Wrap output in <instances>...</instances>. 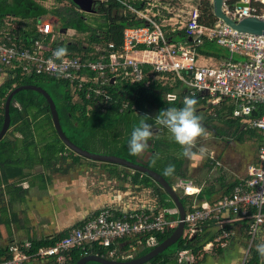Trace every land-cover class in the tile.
I'll use <instances>...</instances> for the list:
<instances>
[{
  "label": "built area",
  "instance_id": "obj_1",
  "mask_svg": "<svg viewBox=\"0 0 264 264\" xmlns=\"http://www.w3.org/2000/svg\"><path fill=\"white\" fill-rule=\"evenodd\" d=\"M115 1L131 20L141 25L127 26L119 47L104 42L81 44L83 50L78 56L67 51L63 60H56L53 53L61 47L62 36L69 30L61 32L58 25L43 18L35 23L12 15L0 18V78L43 76L63 81L74 99L82 97L87 111H105L114 103V90L121 99L119 112L139 114L124 88L144 79L145 86L153 80L178 83L185 97L199 96L208 107L230 102L232 119L238 120L243 129L256 130L261 136L254 161L246 166L230 193L214 205L196 202L202 185L179 178L171 187L194 198L192 210L185 212L182 239H190L205 222L213 220L219 234L202 248L201 253H208L214 247H228L232 234L226 224H243L247 239L239 264H250L251 252L257 244L264 243V36L239 33L220 21L213 27L202 26L197 7L186 12V20L181 22L173 18L177 13L162 7L165 0ZM223 1L225 14L235 21L246 17L264 19V9H257L251 0H241L233 7L226 5L228 0ZM241 2L248 6L238 7ZM135 3L140 4L139 8ZM30 22L37 34L35 38L27 34ZM179 30L184 31L189 42H169L167 34ZM205 40L226 52L220 64H197V49ZM145 66L149 69L144 72ZM177 99V92L164 95L166 102ZM225 213L228 215L224 216ZM167 215H172L167 209L119 211L102 207L52 245L34 249L31 240L11 243L0 264H68L73 250L86 248L96 252L85 253L84 257L128 261L143 249L157 246L158 235L175 229L179 218L173 220ZM194 261L188 250L176 253L177 264ZM257 264H264V259L260 257Z\"/></svg>",
  "mask_w": 264,
  "mask_h": 264
},
{
  "label": "trees",
  "instance_id": "obj_2",
  "mask_svg": "<svg viewBox=\"0 0 264 264\" xmlns=\"http://www.w3.org/2000/svg\"><path fill=\"white\" fill-rule=\"evenodd\" d=\"M57 1L61 2L64 0ZM239 1L241 0H228L226 1V5L228 7H233ZM70 4L71 7L48 10L36 0H0V18L5 15H12L22 20H31L35 23L38 19L51 14L58 22L59 30H73L79 34H86L88 44L104 42L113 43L116 47H119L122 43L123 29L127 26L141 25V22L131 20L129 14L124 13V8L115 0L96 1L95 13L100 15L104 19V22L97 23L95 27H92L87 22L85 13L80 12L72 3ZM251 4L259 10L264 9V5L258 2L251 1ZM134 5L136 8L140 6L139 3H135ZM197 8L199 12L198 22L200 25L213 27L217 23L218 20L213 16L212 5L209 0L203 1ZM27 34L29 37H37V34L31 26ZM167 38L169 42H189L183 30L168 33ZM66 49L68 53L73 56H78L83 50L80 43H69L66 45ZM197 53L205 57H214L218 59L226 57V52L223 49L217 47L213 42L206 40L198 47ZM148 69L149 67L145 66L143 70L145 72ZM145 80L147 79L124 88V92L130 100V103H133L140 111L139 114H134L131 111L119 112V102L121 99L118 98L117 92H114V90H111L114 103L109 105L105 111L101 112L95 109L87 111L86 102L82 100V97L80 99H74L70 94L67 84L63 81H57L43 76L20 77L17 75L16 78L10 75L6 77L3 76L0 79V129L3 123L4 102L8 94L17 86L35 85L42 88L52 99L56 107L61 129L74 145L89 153H91L89 150L90 147L96 144L107 149V142L102 140L101 137L103 134L100 131H107L113 126H119L122 128L123 132L121 131V133L125 134V138L123 139V144L121 142L119 143L123 146L120 150L117 149L119 146L115 147L116 149H111L113 153L116 152L113 155L135 163L136 156L130 155L129 152V141L131 132L134 126H138L142 118L141 116H145L144 114L146 113L151 117L147 123L155 126V117L161 110H166L169 107L180 108L183 106L182 90H178V83L171 86L172 83L170 81L158 82L153 80L145 86ZM169 92L179 93L180 99L178 98L174 102H166L164 100V95ZM194 98L198 100L197 112L199 113L201 110L205 112L212 110V115L207 117V119H212L226 125L231 129L230 135L234 137L236 141L244 142L246 140H252L256 144V147L260 146L262 139L256 130H243L240 122L236 119H232V105L230 102L221 101L219 105L211 108L207 107V104L200 100L199 96H194ZM152 109H155L154 114L151 111ZM9 115V129L0 140V201L4 200V202H6V207L3 211L11 209L14 202V193L17 194V178L24 175V167H30L31 164L38 163L48 168L59 159L60 154L65 152L74 156L76 160L82 158L74 153H70L69 149L59 140L51 122L48 105L40 93L31 90H24L16 93L10 103ZM45 124L49 126V132H46V129H44ZM219 131L220 130H216V133L221 136L223 132ZM17 132L22 135L21 139L17 137ZM36 134L40 138V143H43V146L39 149H36L35 145ZM156 142L158 144L159 141ZM169 165L174 166V172L170 175H165V171H163L160 175L169 185L173 186L177 179L183 177V172L180 169V160L171 157L169 163H167V167ZM135 174L140 175L141 173L135 172ZM144 176L146 179L151 180L147 175ZM146 187H148L147 184ZM176 194L180 198L181 204L186 209V212H190L193 208L194 198L186 196L180 191L176 192ZM205 196L206 193L204 194L203 191L196 197L197 202L206 198ZM155 197L157 199V209H155V211L175 208L167 194L158 185H156ZM167 218L177 220V214L171 216L167 215ZM240 227L243 230V232H241V237L244 242L240 241L239 246H242L244 250L245 240L247 239L246 229L243 224H241ZM225 228L227 230L230 229L227 228V226ZM173 230L174 228L167 230L162 235H158L157 245L168 238ZM217 234H219V232H217L214 221L209 220L204 223L200 231L193 237L190 239L180 238L176 244L169 247L163 253L158 254L146 264H177L176 253L181 250H188L193 254L195 261L192 264H201L205 255V253H201L202 248L207 243L213 241ZM64 236L65 234L59 235L50 241H32L33 248L37 249L41 246L52 245L55 241ZM153 248L154 247L143 249L137 253L134 258L145 255ZM224 249L225 248H217L215 252L217 255H220ZM6 251L7 246L0 248V259L6 256ZM95 252L96 251L91 248H86L85 251L75 249L70 254L68 264H76L79 259L84 257L85 253L95 254ZM102 253V251H98V254ZM259 259L260 256L254 249L251 252L250 264H257ZM86 264L98 263L89 262Z\"/></svg>",
  "mask_w": 264,
  "mask_h": 264
},
{
  "label": "crops",
  "instance_id": "obj_3",
  "mask_svg": "<svg viewBox=\"0 0 264 264\" xmlns=\"http://www.w3.org/2000/svg\"><path fill=\"white\" fill-rule=\"evenodd\" d=\"M64 31L61 30V32ZM68 44L69 42L64 43L63 41L61 47L66 48ZM198 55L197 64L200 66H215L226 58L218 59L205 57L202 54ZM177 87L178 90H181L178 85ZM182 96V100H184L185 95L183 92ZM178 98L180 99L179 93ZM203 111L197 113L202 115L201 112ZM153 127L154 134L148 141V148L143 154L136 156L135 163L146 167L148 165L149 169L160 175L167 168V163H169L171 157L180 160V169L183 172L181 179L194 185H202V192L206 193V198L201 201H205L209 205H214L222 196L228 195L236 184L238 177L244 173L246 166L254 161L253 158V161H250L241 172L230 174L232 177L219 174L214 177L215 179H211L213 170L221 168L217 158H214L216 155L213 151L205 149L209 154L203 161L198 155L189 164V160L186 161L187 157L182 155L183 149L174 141L169 131L157 124ZM204 128L208 129V126ZM226 128L228 129V127ZM44 129H46V132L50 130L46 124ZM210 130L216 132L217 129L210 126L207 130L208 134L213 133ZM121 131L122 128L119 126H113L107 131H100L103 135H106L107 132L111 133V139L105 140L108 145L107 149H116L115 147L119 146L117 149L120 150L123 147L119 144L120 142L123 144L125 138V134ZM219 132H223L222 135L224 134L221 129ZM208 134L207 136H209ZM16 135L18 138H22L20 133L17 132ZM213 135L216 136L213 138L218 140L217 136L219 135L217 133H213ZM39 139L36 134V149L43 146ZM156 141H159L158 144ZM226 141L228 143V140ZM195 149L196 147L193 151ZM157 157L160 158L156 163L159 170L152 169L149 166L154 160H157ZM116 166L118 165L106 162L104 164H93L83 161L81 158L76 160L74 156L65 152L60 154L59 159L48 168L38 163L31 164L30 167H24V175L17 178V194L14 193V202L11 209L3 211L6 202L1 201L4 204L0 206V227L6 230L8 235L6 238H12V242L16 240L17 242L25 240L50 241L59 235L66 234L69 229L78 226L102 207H111L119 211L138 208L157 209V199L155 197L157 184L154 186L150 180L145 178V174L136 175L135 171ZM146 184L148 187H146ZM168 210L172 215L177 214L176 208ZM227 215V213L224 214V216ZM226 226L230 228L232 234L228 248L239 245V242L243 240L241 225L226 224ZM1 240L2 235L0 232Z\"/></svg>",
  "mask_w": 264,
  "mask_h": 264
},
{
  "label": "rangeland",
  "instance_id": "obj_4",
  "mask_svg": "<svg viewBox=\"0 0 264 264\" xmlns=\"http://www.w3.org/2000/svg\"><path fill=\"white\" fill-rule=\"evenodd\" d=\"M36 1L39 2L41 5H43L44 7H46L48 10H52L54 8L71 7V4L66 0L61 1V2H58L57 0H36ZM101 1H104V0H101ZM203 1H205V0H174L173 2H171L170 0H165L164 2L161 3V5H162V7H166L169 11H173L175 14L177 13L179 15V16L174 15L173 16L174 19H177V20H180L181 22H184L186 20V17H187L186 12H188L193 7H197ZM209 1H211V0H209ZM251 1L258 2L262 5H264L261 2V0H251ZM85 16L87 18V22L92 27H95L97 23H103L104 22V19L100 15H97L96 13L91 14V15L86 14ZM42 18L46 21H50L54 25H58V22L55 20V18L51 14L46 15L45 17H42ZM29 25L32 26L33 23L30 22ZM65 34L66 35L62 36V38L64 39V43L69 42V43L88 44V42L86 40V37H87L86 34H79L73 30H69ZM151 111L154 114L155 109H152ZM201 113H202V115H200V116L202 117V125L204 127L208 126V129H209V127L212 126V127H215L217 130L221 129L225 132L223 135L217 136L218 137V140H217V139L213 138V137H216L213 135V133H216V132L213 130H210L211 132H213L212 134L209 133L208 134L209 136L201 137L196 142V149L194 150V152L199 154L201 149L204 150L203 155L199 156L201 161H203L204 158H206L207 155L209 154L205 150V149H208V150L214 152V154L216 155V156H214V158H217L219 165H221L220 169L215 168L213 170L211 179L218 176L219 174H226L227 176L232 177V175H230V174L241 172L250 161H253V158H254V155L256 152V148H257L256 144L252 140H246L244 142H238L233 137H231V135H230L231 129H229V128L227 129L226 125L219 123V122L212 120V119L208 120L207 117L212 115L211 110L206 111V112L203 111ZM47 117H48V115H47ZM153 129H154V127H153ZM101 138L103 141L109 140V139H111V133L107 132V134L103 135ZM226 140H228V143ZM89 150H90L91 154H96V155H101V156H107V155L108 156H110V155L115 156V155H113L115 152L113 153L112 150L105 149V148L99 146V144L92 145ZM70 153H73V152L70 151ZM156 159L157 160H155V163H151V164H149V166L152 169L159 170L157 168L156 163H157L158 159H160V158L157 157ZM192 159L194 160L195 158H186V161L189 160V164H190ZM81 160L87 161V162H90L93 164H102V163L104 164L105 163V162L92 161V160H88L85 158H81ZM159 163H161V162H159ZM116 167H119V166H116ZM150 181L155 186L156 183L153 180H150ZM173 186H174V184H173ZM178 191L179 190H177L176 192H178ZM1 197H3V196H1ZM2 204H4V203L0 201V206H2ZM15 209L17 212V206ZM0 232L2 235V240L0 241V247H2V246L6 247V246L10 245L12 242L11 241L12 238H6L8 236L6 230L4 228L0 227ZM14 242H17V240ZM18 242H20V241H18ZM241 242H243V240ZM227 245H229V244L227 243ZM217 248L218 247H214L212 252L210 251L208 253H205L204 260L201 262V264H239L240 260L242 259V256H241L242 252H243L242 246L235 245V246L230 247V248L226 247L220 255H217L215 252V249H217ZM202 254H204V253H202Z\"/></svg>",
  "mask_w": 264,
  "mask_h": 264
},
{
  "label": "water",
  "instance_id": "obj_5",
  "mask_svg": "<svg viewBox=\"0 0 264 264\" xmlns=\"http://www.w3.org/2000/svg\"><path fill=\"white\" fill-rule=\"evenodd\" d=\"M70 1L72 2L73 5H75L80 10V12H83L86 14L94 13V8H93L94 0H70ZM210 2L212 5L213 16L218 21L222 22L224 25L230 27L231 29L239 33L256 35V36H260V35L264 36V19H259L256 17H246L238 21H235L234 19L228 17L225 14L223 10V6H224L223 0H211ZM237 6L247 7L248 3L241 2V3H238ZM24 90L35 91L37 93H40L44 97L48 105V111L50 113L53 128L55 132L57 133L59 140L63 143V145L67 149H69L74 154L82 158L88 159V160L115 164V165L130 169L132 171L147 175L167 194V196L169 197V199L171 200V202L173 203V205L175 206L177 210L179 223L173 230L172 234L168 238H166L164 241L159 243L151 251L146 253L145 255H142L140 257H137V258H134L128 261H114V260H108L105 258L97 257L94 255H88V256H85L79 259L76 264H86L89 262L98 263V264H146L158 254L163 253L169 247L176 244L177 241L181 238L182 232L184 229L183 220L185 217V209L183 205L181 204L180 198L178 197L176 192L172 189V187L168 184V182L157 172L149 169L148 167L142 164L132 163L123 158L112 156V155L101 156V155L91 154L88 151L82 150L76 145H74L63 133L60 123H59V118H58L55 104L53 103L50 96L42 88L35 86V85H21V86L15 87L8 94L4 102L3 123L0 129V140L3 138V136L6 134V132L9 129V124H10L9 107H10L11 100L16 93L24 91Z\"/></svg>",
  "mask_w": 264,
  "mask_h": 264
},
{
  "label": "clouds",
  "instance_id": "obj_6",
  "mask_svg": "<svg viewBox=\"0 0 264 264\" xmlns=\"http://www.w3.org/2000/svg\"><path fill=\"white\" fill-rule=\"evenodd\" d=\"M67 54V49L60 47L55 50L53 56L56 60H63ZM197 104L196 98L186 96L182 107H169L161 110L155 117V123L169 131L174 141L183 149L182 155L187 158H197L198 155H203V149L199 154L193 149L196 147L197 140L208 134L207 129L202 125V117L197 113ZM141 117L138 126H134L131 132L129 152L132 156L143 154L148 148V141L154 134L153 125L147 123L151 117L146 115ZM174 170V166L169 165L165 169V175H170ZM256 251L264 259V243L257 244Z\"/></svg>",
  "mask_w": 264,
  "mask_h": 264
},
{
  "label": "flooded vegetation",
  "instance_id": "obj_7",
  "mask_svg": "<svg viewBox=\"0 0 264 264\" xmlns=\"http://www.w3.org/2000/svg\"><path fill=\"white\" fill-rule=\"evenodd\" d=\"M66 1H68L69 3H72L70 0H66ZM93 8H94V12H95V8H96V0H94ZM0 79H1V78H0Z\"/></svg>",
  "mask_w": 264,
  "mask_h": 264
},
{
  "label": "bare ground",
  "instance_id": "obj_8",
  "mask_svg": "<svg viewBox=\"0 0 264 264\" xmlns=\"http://www.w3.org/2000/svg\"><path fill=\"white\" fill-rule=\"evenodd\" d=\"M261 2L264 4V0H261ZM212 252V251H211Z\"/></svg>",
  "mask_w": 264,
  "mask_h": 264
}]
</instances>
